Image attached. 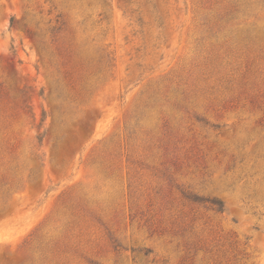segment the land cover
Here are the masks:
<instances>
[{
  "label": "rangeland",
  "instance_id": "374dc122",
  "mask_svg": "<svg viewBox=\"0 0 264 264\" xmlns=\"http://www.w3.org/2000/svg\"><path fill=\"white\" fill-rule=\"evenodd\" d=\"M0 264H264V0H0Z\"/></svg>",
  "mask_w": 264,
  "mask_h": 264
},
{
  "label": "trees",
  "instance_id": "16d2710c",
  "mask_svg": "<svg viewBox=\"0 0 264 264\" xmlns=\"http://www.w3.org/2000/svg\"><path fill=\"white\" fill-rule=\"evenodd\" d=\"M191 200H193L194 202H209L211 203L212 207L218 211V212H223L224 211V204L222 201L219 200H204V199H198V198H190Z\"/></svg>",
  "mask_w": 264,
  "mask_h": 264
}]
</instances>
